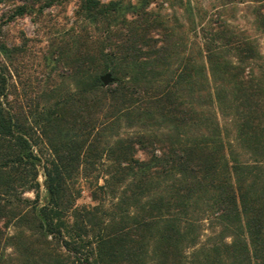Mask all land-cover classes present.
Here are the masks:
<instances>
[{
    "label": "trees",
    "instance_id": "16d2710c",
    "mask_svg": "<svg viewBox=\"0 0 264 264\" xmlns=\"http://www.w3.org/2000/svg\"><path fill=\"white\" fill-rule=\"evenodd\" d=\"M154 1L81 0L36 97L0 40V264H264V54L217 28L185 56Z\"/></svg>",
    "mask_w": 264,
    "mask_h": 264
},
{
    "label": "rangeland",
    "instance_id": "374dc122",
    "mask_svg": "<svg viewBox=\"0 0 264 264\" xmlns=\"http://www.w3.org/2000/svg\"><path fill=\"white\" fill-rule=\"evenodd\" d=\"M80 3L81 0H62L45 7L43 12L40 11L41 4L33 0H4L0 3V40L5 41L10 48L15 46L19 49L11 59L3 56L13 72L15 95L21 98L36 97L53 82L64 80L61 67L52 66L46 56L57 47L64 48L65 41L71 40L75 32L82 31L85 24L76 15ZM24 4L32 12L17 14V8ZM149 9L158 13L164 22V30L176 34L175 39L185 50L182 53L185 56L190 55L191 51L196 53L199 42H210L217 28H227L235 36L256 40L264 54V31L259 23V12L264 10V0H157L150 4ZM93 29L90 28V31L93 32ZM150 34L158 40L163 38L158 31ZM160 44L159 42L158 45ZM216 44L222 45L221 41ZM112 82L113 78L110 83ZM128 132L133 134L135 129H129ZM137 157L146 159L148 156L143 150H139ZM39 180L44 196L43 169ZM81 186L83 195L78 202L91 203V193L86 182L81 181ZM28 195L34 194L30 192Z\"/></svg>",
    "mask_w": 264,
    "mask_h": 264
},
{
    "label": "water",
    "instance_id": "95a60500",
    "mask_svg": "<svg viewBox=\"0 0 264 264\" xmlns=\"http://www.w3.org/2000/svg\"><path fill=\"white\" fill-rule=\"evenodd\" d=\"M102 81L105 85H108L112 81V77L110 76V74H105L102 76Z\"/></svg>",
    "mask_w": 264,
    "mask_h": 264
}]
</instances>
